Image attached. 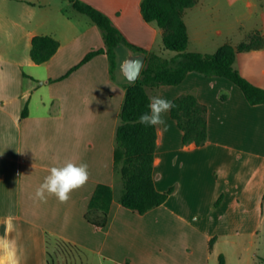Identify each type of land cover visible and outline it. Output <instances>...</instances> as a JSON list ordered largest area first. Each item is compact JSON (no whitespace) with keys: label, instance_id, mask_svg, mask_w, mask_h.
<instances>
[{"label":"crops","instance_id":"0c3cea01","mask_svg":"<svg viewBox=\"0 0 264 264\" xmlns=\"http://www.w3.org/2000/svg\"><path fill=\"white\" fill-rule=\"evenodd\" d=\"M79 1L106 15L132 46L165 59L176 56L165 49L157 23L145 21L143 0ZM184 20L188 52L211 55L225 44L247 43L254 33L264 39V0H197ZM78 23L56 0H0V32L14 39L9 30H15L26 45L15 57L0 48V236L11 217L20 264L23 246L44 257L49 241L110 264H247L244 254L252 246L246 241L264 229V104L251 106L231 81L198 73L151 91L172 102L194 94L208 109V141L184 145L183 132L166 113L165 125L156 126L154 181L160 193L174 192L144 215L126 209L114 151L131 83L122 70L127 57L118 60L114 76L104 54L73 70L105 47L93 21L82 28ZM38 36L60 43L44 64L30 57ZM235 68L264 89V47L239 52ZM70 160L87 163V183L67 203L47 193L46 201L37 199L49 169ZM101 186L111 188L113 201L106 225L97 227L86 217L102 216L99 205L91 209Z\"/></svg>","mask_w":264,"mask_h":264},{"label":"trees","instance_id":"16d2710c","mask_svg":"<svg viewBox=\"0 0 264 264\" xmlns=\"http://www.w3.org/2000/svg\"><path fill=\"white\" fill-rule=\"evenodd\" d=\"M70 2L81 14L88 16L100 29L105 47L91 51L73 70L90 62L96 56L107 55L110 72L114 76L119 67L118 50L126 48L133 54L146 56L144 68L136 82L125 86L126 96L119 116V125L115 137L114 169L122 182L120 203L126 209L144 215L162 206L174 192L157 191L154 181V163L157 151V127H148L138 123L142 113L149 111L147 105L151 91L162 86H179L191 73L209 78H225L243 92L251 106L264 104V89H261L235 68L239 52L259 50L264 47V39L259 33L251 35L247 43L237 48L231 44L221 46L215 54L188 52L189 33L184 20L185 12L197 4V0H143L141 10L148 23H157L163 31V44L166 50L176 53L171 59H165L155 53H149L127 42L112 21L99 10L79 0ZM60 48V43L50 36H38L32 41L30 57L36 64L50 61ZM175 107L170 111L172 119L183 132V144L204 146L208 141V109L194 94L182 95L173 101ZM27 116V108L23 117ZM113 201L111 188H98L91 209L100 208L101 217L87 220L104 227ZM222 198L217 202L220 205Z\"/></svg>","mask_w":264,"mask_h":264},{"label":"clouds","instance_id":"9594fccd","mask_svg":"<svg viewBox=\"0 0 264 264\" xmlns=\"http://www.w3.org/2000/svg\"><path fill=\"white\" fill-rule=\"evenodd\" d=\"M149 111L142 113L138 123L148 127L163 126L166 121L164 115L174 107L171 100L160 96H153L147 105ZM89 179L88 165L85 162L75 163L68 161L61 166H53L49 174L35 191V197L46 201V193L55 196L60 203H67L71 193L83 187ZM12 218L5 220V234L0 236V264H20L18 245L15 239L10 238Z\"/></svg>","mask_w":264,"mask_h":264},{"label":"rangeland","instance_id":"374dc122","mask_svg":"<svg viewBox=\"0 0 264 264\" xmlns=\"http://www.w3.org/2000/svg\"><path fill=\"white\" fill-rule=\"evenodd\" d=\"M56 3L57 5L63 6L65 14H68L73 22H80L78 23V27L80 26L82 28L86 22L92 23V20L88 16L79 13L70 2L56 0ZM9 32L14 33V39L4 31L0 32V48L11 57H15L25 52L26 45L25 41H19V36L15 30L10 29ZM127 53V49L121 47L117 52L118 60L120 61L126 58ZM246 244L252 246V251L249 249L244 254V259L247 264H264V229L253 242L248 237ZM47 253L49 255L47 254L43 257L42 253L36 252L35 247L27 249L26 246H23L22 264H47L46 261L49 264H110L108 262L103 263V260L95 254L81 252L78 249L62 243L56 244L54 241H49ZM225 253L229 258L235 259V257H232L234 255L233 253L228 251Z\"/></svg>","mask_w":264,"mask_h":264},{"label":"water","instance_id":"95a60500","mask_svg":"<svg viewBox=\"0 0 264 264\" xmlns=\"http://www.w3.org/2000/svg\"><path fill=\"white\" fill-rule=\"evenodd\" d=\"M146 56L143 54H131L127 56L122 65V70L129 82H136L144 68Z\"/></svg>","mask_w":264,"mask_h":264}]
</instances>
